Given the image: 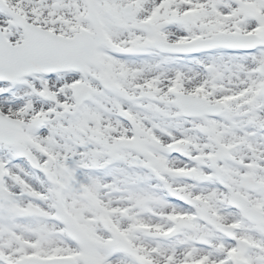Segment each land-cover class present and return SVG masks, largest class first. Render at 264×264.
Wrapping results in <instances>:
<instances>
[{"label": "snow or ice", "instance_id": "snow-or-ice-1", "mask_svg": "<svg viewBox=\"0 0 264 264\" xmlns=\"http://www.w3.org/2000/svg\"><path fill=\"white\" fill-rule=\"evenodd\" d=\"M0 264H264V0H0Z\"/></svg>", "mask_w": 264, "mask_h": 264}]
</instances>
